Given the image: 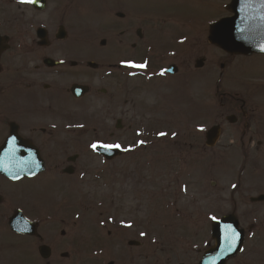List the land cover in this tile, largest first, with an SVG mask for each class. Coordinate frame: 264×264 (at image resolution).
Returning a JSON list of instances; mask_svg holds the SVG:
<instances>
[{"label":"flooded vegetation","instance_id":"flooded-vegetation-1","mask_svg":"<svg viewBox=\"0 0 264 264\" xmlns=\"http://www.w3.org/2000/svg\"><path fill=\"white\" fill-rule=\"evenodd\" d=\"M152 2L158 0H0V264H106L93 254L119 247V229H125L120 204L135 196L133 180L127 190L113 185L111 202H101L103 209L111 204V214L101 217L111 216L113 228L71 226L70 180L86 167L89 109L111 122L92 128V145L121 151L106 161L117 183L126 178L128 164L134 167L133 157L162 150L182 161V147H194L201 70L211 79L204 96L219 103L211 109V127L219 126L221 137L239 147L245 138L251 145L262 137L256 94L246 109V99L232 95L229 84L222 90L213 84L216 70L225 81L232 62L245 57L222 53L218 65L203 59L199 69L179 52L180 39L199 37L196 26L165 18ZM135 117L138 122L131 121ZM103 134L106 140L99 139ZM203 154L216 162L215 148ZM36 160L42 170L32 177L3 175L39 168ZM222 188L214 194L223 196L230 208L225 215L234 216L244 232L242 251L226 264H264V201L254 202L264 188L248 179L225 181ZM17 216L32 229L14 231L9 221ZM192 254L196 262L199 251Z\"/></svg>","mask_w":264,"mask_h":264},{"label":"rangeland","instance_id":"rangeland-1","mask_svg":"<svg viewBox=\"0 0 264 264\" xmlns=\"http://www.w3.org/2000/svg\"><path fill=\"white\" fill-rule=\"evenodd\" d=\"M226 3H228V0H158V3L155 5H162V7H164L160 9V14L165 18H179L183 22H190L193 26H196V32H199L200 36L192 41L183 42L182 44V54L185 56L184 60H190L194 65V61L199 57H204L209 64L218 63L217 61L220 59V56L215 50V52L212 49L210 50L206 43L207 27L205 29V26L208 24L209 20H217L220 18V15L227 14V12L224 11V5ZM204 29L205 31H203ZM192 34L193 33H190V36ZM212 68L213 67H210V69ZM250 74L252 77L246 78ZM232 76L240 79V82L247 86V84L243 82V79L246 78L249 80L248 84L252 85L253 89L258 90V87L264 83V58L237 62ZM200 79L202 78L199 77V80ZM200 87H202V85ZM203 99L204 98L200 97L199 101V116L205 118L203 123L200 122L201 128H203L202 126L206 123H209L208 118H206L209 115V108L202 106L201 102ZM255 103L260 111L264 113V101L259 98ZM99 112V109H89V120L87 123L90 130L89 140L92 138L91 136H93L91 131L93 127L97 128L98 124L107 127L111 124V122L105 123L103 121V115ZM132 118H134V116ZM135 118L136 119L131 121L138 122V117ZM99 139L106 140V137L103 134L99 136ZM195 139L197 142L194 143V147L192 146L191 149L187 146L182 147L185 154L182 155L183 160L179 161L182 162L181 166L185 165V171L183 172L181 181L187 182V179L191 177L188 176V174L189 168H193L192 165H194V169L198 171L195 176V186L192 188L186 189V187H181V184H179L180 178L179 181L176 180L174 182V174H171L170 178H168L167 172L164 171V162L161 160L160 162H154L158 155V150L145 157L143 155L134 157L135 162L133 164L135 165L131 167L133 170L142 169L146 158H148L146 161L151 160L150 166L147 167L144 172H141L142 174H140L139 177L133 175V180H136L134 183H137L142 190L149 187L150 193L144 194V196L138 194L132 198H123L124 202L120 204L122 208L119 217L121 219H119V221H124L125 224L123 227L125 229H119L120 245L115 251L110 253L104 252L102 255L100 252V259H104L106 261L105 263L114 261V264H196L198 259H200L196 256V262H194L191 251L200 250L203 252L206 249L210 239L209 223L213 219L212 214H217L219 211L220 213L226 212L227 207L224 203L218 202L219 204L216 205L213 203V199L210 196L213 193L212 184L209 182L210 179L207 171H204L205 166L201 163L199 158V149L201 146L197 148V146L200 145V137H196ZM179 140L182 141L181 139ZM227 140L230 139H223V143L215 150V156L217 157L216 164L225 159L230 165H233V168L230 169L232 170V174L228 172L227 174L219 175V180L222 181L218 184L220 187L225 184L224 181L233 178L231 175H233L234 170H237L242 157V152L237 151L239 142L235 143L233 150L227 149V147L223 149L225 147L223 144ZM173 144L174 143H170L167 148L170 147L175 151L176 147H174ZM203 151L204 149L202 148V152ZM237 153L240 156L239 161H235V159L232 158L230 159L232 154ZM165 154L168 153L165 152ZM256 157L259 159L258 161L255 160ZM192 158L194 160L193 162ZM248 161L250 163L252 162V164L264 167V146L256 153H254V151L253 153L249 152ZM154 163L155 167H153ZM169 163L173 162H168L166 166L170 174L175 169V166H170ZM112 167V165H105L103 161L95 155L86 156L85 169L70 180L72 188L68 195L71 200L75 202H72V227L82 228L87 223V227L93 228L98 226L96 224L102 221L104 224L111 221V216L107 217V215H105L106 217H101L100 212L102 211L99 208L100 204L93 203L91 200L96 201L99 200V197L106 196L110 201L113 196L112 190L114 187H112V185L118 187L119 190H127L131 187V180L127 177L125 179L121 178V181L118 183L114 181V171ZM263 167L259 168L262 169ZM126 168H129V166ZM256 179L259 185H264V173L260 174ZM212 181H215V179H212ZM148 183H151V186H149ZM119 194L121 200L124 194L120 192ZM139 195L141 196L139 197ZM83 197H89L91 200L89 198L82 200ZM93 197L95 198L93 199ZM193 199H195V203H191ZM210 204L212 206H210ZM108 207L111 209V204H109ZM259 210H264V208H260ZM148 220L150 222V229L146 226ZM81 221H85L83 226L81 225ZM127 221L130 225H128ZM107 226L111 227V224ZM99 227L102 228V226ZM129 240L140 242L141 247L129 248L127 246ZM147 242L151 244V247L145 246ZM176 253L181 255L178 260H176ZM168 256L172 258L167 262Z\"/></svg>","mask_w":264,"mask_h":264},{"label":"water","instance_id":"water-1","mask_svg":"<svg viewBox=\"0 0 264 264\" xmlns=\"http://www.w3.org/2000/svg\"><path fill=\"white\" fill-rule=\"evenodd\" d=\"M227 9L234 16L211 27L210 43L232 55L264 53V0H231ZM229 246L218 242L206 252L201 264H225L235 253Z\"/></svg>","mask_w":264,"mask_h":264},{"label":"snow or ice","instance_id":"snow-or-ice-1","mask_svg":"<svg viewBox=\"0 0 264 264\" xmlns=\"http://www.w3.org/2000/svg\"><path fill=\"white\" fill-rule=\"evenodd\" d=\"M21 2H25V0H21ZM132 66H135V65H132ZM140 67H143V66H140ZM93 147L95 148L96 146L93 145ZM104 147H110V146L105 145ZM117 147H118V146H117Z\"/></svg>","mask_w":264,"mask_h":264}]
</instances>
